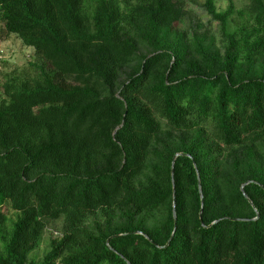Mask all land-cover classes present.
<instances>
[{"label": "trees", "instance_id": "16d2710c", "mask_svg": "<svg viewBox=\"0 0 264 264\" xmlns=\"http://www.w3.org/2000/svg\"><path fill=\"white\" fill-rule=\"evenodd\" d=\"M192 2L0 0V264H264V0Z\"/></svg>", "mask_w": 264, "mask_h": 264}, {"label": "rangeland", "instance_id": "374dc122", "mask_svg": "<svg viewBox=\"0 0 264 264\" xmlns=\"http://www.w3.org/2000/svg\"><path fill=\"white\" fill-rule=\"evenodd\" d=\"M237 10H240L245 5V0H232ZM206 0H193L188 5V10L191 14L200 19L204 25L211 29H216L217 24L211 21L207 15L204 4ZM217 11L223 12L227 8L228 0H214ZM33 49L23 46L21 41L14 35L8 36L0 42V84L3 81V75L26 68L30 63H39ZM2 98L0 90V100ZM3 211L10 219H14V213L7 208ZM62 223L61 221L51 222L46 225L39 249L31 255L35 260H41L47 252L49 242L52 239L61 237Z\"/></svg>", "mask_w": 264, "mask_h": 264}, {"label": "water", "instance_id": "95a60500", "mask_svg": "<svg viewBox=\"0 0 264 264\" xmlns=\"http://www.w3.org/2000/svg\"><path fill=\"white\" fill-rule=\"evenodd\" d=\"M177 156L174 157L173 159V163H172V173H173V166H174V161L176 159ZM197 173V171H196ZM197 180H198V190H199V194L201 196V199H202V189H201V186H200V181H199V176H198V173H197ZM241 191L243 192V190L241 189ZM245 199L248 200V198L246 197V195H244ZM249 201V200H248ZM174 223H176V218H175V215H174ZM175 229V228H174ZM169 244V242L167 243V245ZM122 258V257H121ZM124 259V258H122Z\"/></svg>", "mask_w": 264, "mask_h": 264}]
</instances>
